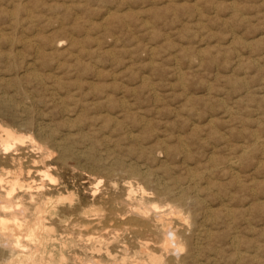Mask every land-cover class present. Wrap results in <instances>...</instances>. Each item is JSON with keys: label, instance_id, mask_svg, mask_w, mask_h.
Masks as SVG:
<instances>
[{"label": "rangeland", "instance_id": "obj_1", "mask_svg": "<svg viewBox=\"0 0 264 264\" xmlns=\"http://www.w3.org/2000/svg\"><path fill=\"white\" fill-rule=\"evenodd\" d=\"M165 3L168 4L164 5ZM103 15H108L107 19ZM148 24L150 27L146 26ZM0 29V175L6 177L18 172L22 183L33 184V192L43 193L52 199L60 200V203L56 204V213L51 217L54 221L56 220V230L53 241L46 242V255L48 252H53L57 260L63 252L67 264H76L78 260L92 261V259L97 264H115L120 262L122 257L125 258L123 260L126 264H144L146 260L145 264H151L156 258L157 264L171 262V264H189L190 262V264H198V262L200 264L214 262V264L216 262L217 264H237L236 262L264 264V98H262L264 97V60H262L264 59L262 57L264 38L261 39L262 35L264 37V0H0ZM232 34H235L236 38ZM256 37L258 38L255 40ZM48 40L52 41L48 42ZM24 43L26 48L23 47ZM237 57L240 58L237 59ZM260 64L262 66H259ZM26 70L31 74H27ZM47 74L50 75L47 76ZM57 81L58 84H56ZM56 94L57 97H54ZM128 101L129 103H125ZM223 104L226 106L224 107ZM159 106L160 110L157 112ZM213 117H215L214 120ZM228 117L229 120H225ZM240 118L242 122H238ZM257 119H259L258 123ZM205 121L210 125L205 124ZM145 122L151 125H146ZM41 124L45 125L41 126ZM4 128L16 132V135L22 137L23 143L11 140L10 147L5 151L2 144L5 138L2 130ZM225 132L229 133V136ZM254 136L260 139L258 144H253ZM135 139H137L136 142ZM177 140L182 148L184 147V153H181L182 149ZM139 143H143L142 146H138ZM244 148L250 153L248 151V154L241 153ZM153 151L157 154L152 153ZM44 157L45 160H43ZM260 157L263 159L261 160ZM230 158L237 161L232 168L227 165ZM161 162L163 163L159 165ZM29 166L32 169L28 173ZM36 169H44L48 175L36 174ZM232 171L235 175L233 177ZM250 172H255V175H251ZM191 175L196 176L197 184L188 183ZM164 180H167V183ZM172 181H179V185L185 189L187 195L184 199L187 203L181 207L182 219L172 218L169 224L172 225L171 228L175 227L174 232L177 234L174 236L181 241L179 251H182L175 253L176 256L171 250L167 254L159 250L156 247L158 243H154L146 232L139 235L127 223L129 218H134L130 209L136 210L143 199L163 207L173 205V196L159 193L161 187L171 186ZM207 181L208 184H204ZM219 181L222 183L220 184ZM41 182H44V185ZM238 183L242 185L237 186ZM193 185H197L200 192L194 186L195 190ZM20 192V188L17 187L11 195V201H18L16 194ZM140 196L144 198L141 199ZM197 197L205 204L197 200ZM27 200L25 199L26 202ZM119 208L123 211L120 212ZM110 210L114 213L109 214ZM212 210H215L216 215ZM210 213L211 215L208 216ZM86 217L95 218L87 223ZM201 217L203 218L200 219ZM177 223H180V227L183 225L186 227L179 229ZM70 225H73V228ZM116 225L119 228H116ZM210 230L213 232L211 233ZM20 231L22 238L24 233L22 231L25 230ZM179 233L182 235L186 233V237ZM162 237V234L159 235V239ZM166 237L169 239V236ZM62 239H65L66 245L63 244ZM26 242L27 246L29 243V247L33 245L32 241L26 240L24 236L21 243L26 244ZM70 242L72 244L75 242L74 248ZM144 242L148 245L147 249L144 248ZM193 244L197 247L201 246L200 251L197 247L195 250ZM0 253L2 258L0 264L7 263L9 260L7 253L2 249ZM166 255L171 257V261ZM238 258L240 260L237 261Z\"/></svg>", "mask_w": 264, "mask_h": 264}, {"label": "bare ground", "instance_id": "obj_2", "mask_svg": "<svg viewBox=\"0 0 264 264\" xmlns=\"http://www.w3.org/2000/svg\"><path fill=\"white\" fill-rule=\"evenodd\" d=\"M151 1H154V0H151ZM157 1V0H156ZM186 1V0H185ZM196 1H198V0H196ZM201 1H203V0H201ZM18 2V1H17ZM25 2H27V1H25ZM61 2V1H60ZM133 2V1H132ZM176 2V1H175ZM174 2V3H175ZM28 3V2H27ZM26 3V4H27ZM136 3H138V2H136ZM153 3H155V2H153ZM169 3V2H168ZM168 3H165L164 5H167ZM177 3V2H176ZM21 4V3H20ZM67 4H69V3H67ZM72 4V3H71ZM76 4H78V3H76ZM75 4V5H76ZM122 4V3H121ZM128 4V3H127ZM134 4H135V2H134ZM170 4H173V2L171 3L170 2ZM197 4V3H196ZM195 4V5H196ZM23 5V4H22ZM64 5V4H63ZM110 5V4H109ZM125 5V4H124ZM141 5V4H140ZM139 5V6H140ZM154 5V4H153ZM24 6V5H23ZM47 6V5H46ZM66 6V5H65ZM68 6V5H67ZM69 6H70V4H69ZM114 6V5H113ZM112 6V7H113ZM160 6L162 7V4H160ZM159 6V7H160ZM199 6V5H198ZM108 7V6H107ZM106 7V8H107ZM129 7V6H128ZM145 7V6H144ZM147 7V6H146ZM150 7H152V6H150ZM169 7H171V5L169 6ZM200 7V6H199ZM10 8H12L11 6H10ZM130 9H131V7H129ZM173 8V7H172ZM54 9V8H53ZM67 9V8H66ZM68 9H69V7H68ZM135 9V8H134ZM137 9V8H136ZM143 9V8H142ZM147 9V8H146ZM149 9V8H148ZM157 9V8H156ZM7 10H9L8 8H7ZM13 10V9H12ZM50 10V9H49ZM127 10V9H126ZM138 10V9H137ZM136 10V11H137ZM197 10V9H196ZM31 11H32V9H31ZM61 11H62V8H61ZM74 11H77V10H74ZM122 11H123V9H122ZM121 11V12H122ZM134 11V10H133ZM135 11V12H136ZM143 11H145V9L143 10ZM7 12V11H6ZM10 12V11H9ZM28 12V11H27ZM73 12V11H72ZM109 12V11H108ZM112 12V11H111ZM123 12H126L125 10L123 11ZM122 12V13H123ZM130 12V11H129ZM196 12V11H195ZM199 12V11H198ZM26 13V12H25ZM78 13V12H77ZM77 13H75V14H77ZM128 13V12H127ZM132 13V12H131ZM12 14H14V13H12ZM27 14V13H26ZM104 14V13H103ZM106 14V13H105ZM110 14H112V13H110ZM138 14V13H137ZM140 14V13H139ZM197 14V13H196ZM24 15V14H23ZM79 15H80V13H79ZM78 15V16H79ZM102 15V14H101ZM113 15V14H112ZM120 15V14H119ZM28 16V15H27ZM106 16V15H105ZM105 16L103 15V17L105 18ZM108 16V15H107ZM107 16H106V19H107ZM200 16V15H199ZM214 16H215V14H214ZM23 17V16H22ZM39 17V16H38ZM74 17H75V15H74ZM73 17V18H74ZM80 17H82V16H80ZM79 17V18H80ZM34 18V17H33ZM47 18H49V17H47ZM136 18H137V16H136ZM143 18V17H142ZM92 19H94V18H92ZM105 19V20H106ZM112 20V18H109V20ZM144 19V18H143ZM71 20V19H70ZM76 20V19H75ZM80 20H81V18H80ZM101 20H103V19H101ZM94 21H95V19H94ZM104 21V20H103ZM12 22V21H11ZM10 22V23H11ZM75 22V21H74ZM93 22V21H92ZM91 22V23H92ZM75 23H77V22H75ZM96 23V22H95ZM107 23V22H106ZM92 24H94V23H92ZM103 23H101V25H102ZM100 25V24H99ZM145 25V24H144ZM183 25V24H182ZM80 26V25H79ZM146 26H148V27H150L149 26V24L148 25H146ZM5 27V26H4ZM103 27H104V25H103ZM103 27H102V29H103ZM58 28V27H57ZM61 29H62V27H61ZM109 29V28H108ZM1 30V29H0ZM7 30V29H6ZM88 30V29H87ZM87 30H85L86 32H87ZM8 31V30H7ZM6 32V31H5ZM21 32V31H20ZM111 32V31H110ZM24 34H25V32H24ZM3 35V34H2ZM5 35V34H4ZM35 35V34H34ZM37 35V34H36ZM87 35V34H86ZM91 35V34H90ZM233 35V34H232ZM231 35V36H232ZM235 35V34H234ZM233 35V36H234ZM7 36V35H6ZM21 36V35H20ZM25 36V35H24ZM28 35H26V37H27ZM29 36H30V34H29ZM72 36V35H71ZM230 36V37H231ZM32 37H34V36H32ZM115 37V36H114ZM116 37H117V35H116ZM229 37V38H230ZM258 37H260L259 35H258ZM258 37H256V38H254L255 40L258 38ZM19 38V37H18ZM24 38V37H23ZM29 38H31V37H29ZM235 38H236V35H235ZM264 37H263V35H262V37H261V39H263ZM9 39V38H8ZM60 39V38H59ZM74 39H76L75 37H74ZM73 39V40H74ZM114 39V38H113ZM118 39V38H117ZM18 40V39H17ZM28 40V39H27ZM56 40H58V39H56ZM71 41H72V39H70ZM229 40V39H228ZM232 40V39H231ZM264 40V39H263ZM20 41V40H19ZM24 41H26V40H24ZM50 41H52V40H50ZM49 40H48V42H50ZM67 41V40H66ZM111 41V40H110ZM31 42V41H30ZM56 42V41H55ZM70 42V41H69ZM73 42V41H72ZM23 43V42H22ZM32 43H34V42H32ZM96 43V42H95ZM243 43V42H242ZM28 44V43H27ZM34 44H36V43H34ZM53 44V43H52ZM55 44V43H54ZM61 44V43H60ZM68 44V43H67ZM75 44H76V42H75ZM30 45V44H29ZM82 45V44H81ZM81 45L79 46V47H81ZM243 45V44H242ZM247 45V44H246ZM27 46V45H26ZM48 46V45H47ZM94 46V45H93ZM24 48H26L25 47V43H24V46H23ZM22 47V48H23ZM256 47V46H255ZM35 48V47H34ZM39 48H41V47H39ZM249 49H250V46L248 47ZM36 50H38V49H36ZM43 50V49H42ZM85 50V49H84ZM87 50V49H86ZM256 50V49H255ZM258 50V49H257ZM33 51V50H32ZM68 51H70V50H68ZM18 52V51H17ZM40 52V54H42L41 53V51H38V53ZM88 52V51H87ZM98 52V51H97ZM251 52H252V50H251ZM263 52H264V50H263ZM45 53V52H44ZM44 53H43V55H44ZM70 53V52H69ZM74 53V52H73ZM72 53V56L75 54H73ZM86 53V52H85ZM35 54H37V52L35 53ZM89 54V53H88ZM88 54H86V55H88ZM250 54V53H249ZM78 55H80V53L78 54ZM199 55H200V53H199ZM40 56V55H39ZM42 56V55H41ZM40 56V57H41ZM202 56V55H201ZM237 56V55H236ZM33 57V56H32ZM36 57V56H35ZM241 57V56H240ZM239 57V58H240ZM254 57V56H253ZM262 57H264V55L262 56ZM79 58V57H78ZM199 58H201L200 56H199ZM238 57H237V59H239ZM47 59V58H46ZM252 59V58H251ZM26 60V59H25ZM77 60V59H76ZM82 60V59H81ZM257 60V59H256ZM262 60H264V59H262ZM253 61V60H252ZM258 61V60H257ZM29 62V61H28ZM82 62V61H81ZM30 64H31V62H29ZM28 63V64H29ZM48 63V62H47ZM250 64V63H249ZM26 65V64H25ZM60 65V64H59ZM256 65H257V63H256ZM27 66V65H26ZM31 66H33V65H31ZM253 66V65H252ZM259 66H262L261 64L259 65ZM37 67V66H36ZM258 67V66H257ZM264 67V66H263ZM27 68H28V66H27ZM30 68V67H29ZM49 68V67H48ZM58 69V68H57ZM48 70V69H47ZM178 70V69H177ZM253 71H254V69H252ZM258 70H261V69H258ZM27 71V70H26ZM37 71H38V69H37ZM54 71V70H53ZM262 71V70H261ZM50 72V71H49ZM48 72V73H49ZM52 72V71H51ZM257 72V71H256ZM28 73H30L31 74V72H28L27 71V74ZM258 73V72H257ZM256 73V74H257ZM263 73V72H262ZM32 74H35V73H32ZM41 74V73H40ZM251 74H252V72H251ZM37 75V74H36ZM48 75H50V74H47V76ZM258 75H260V74H258ZM252 76V75H251ZM250 76V77H251ZM36 77V76H35ZM35 77H33V79L35 78ZM43 77V76H42ZM53 75H52V79H53ZM44 78V77H43ZM59 79H61V78H59ZM59 79H57L58 81H60ZM35 80V79H34ZM261 80V79H260ZM53 81V80H52ZM57 81V83L56 84H58L59 82ZM259 81V80H258ZM61 82V81H60ZM249 82V81H248ZM246 83V82H245ZM250 83V82H249ZM248 83V84H249ZM50 84V83H49ZM61 84V83H60ZM62 84H63V82H62ZM61 84V85H62ZM255 84V83H254ZM52 85V84H51ZM64 86V85H63ZM63 86H62V89H63ZM212 86V85H211ZM240 86H243V85H240ZM65 87V86H64ZM233 87V86H232ZM249 87V86H248ZM49 88V87H48ZM53 88V87H52ZM55 88V87H54ZM212 88V87H211ZM259 88V87H258ZM50 89V88H49ZM61 89V90H62ZM121 89V88H120ZM149 89V88H148ZM54 90V89H53ZM57 90H59V89H57ZM56 90V91H57ZM67 91H68V89H66ZM209 90V89H208ZM212 90V89H211ZM228 90V87L226 88V91ZM262 90H263V88H262ZM52 91V90H51ZM64 91H65V88H64ZM121 91V90H120ZM52 92H54V91H52ZM61 92V91H60ZM60 92H58V93H60ZM205 92H206V90H205ZM210 92V91H209ZM208 92V93H209ZM240 92V91H239ZM255 92V91H254ZM62 93V92H61ZM67 93V92H66ZM69 93V92H68ZM67 93V94H68ZM118 93V92H117ZM123 93V92H122ZM149 93H151V91L149 92ZM155 94V93H154ZM248 94V93H247ZM252 94V93H251ZM259 94H261L260 92H259ZM263 94V93H262ZM63 95V94H62ZM249 95V94H248ZM3 96H5V95H3ZM150 96V95H149ZM158 96V95H157ZM246 96V95H245ZM54 97H57V94H56V96L54 95ZM54 97H52V98H54ZM108 97V96H107ZM119 97V96H118ZM120 97H121V95H120ZM123 97H124V95L122 96V99H123ZM151 97V96H150ZM106 98V97H105ZM117 98V97H116ZM164 98V97H163ZM234 98V97H233ZM249 98V97H248ZM262 98H264V97H262ZM8 99V98H7ZM6 99V100H7ZM59 99V98H58ZM191 99V98H190ZM235 99V98H234ZM52 100V99H51ZM124 100V99H123ZM155 100V99H154ZM159 100V99H158ZM161 100V99H160ZM159 100V101H160ZM193 100V99H192ZM236 100V99H235ZM244 100V99H243ZM59 101H60V99H59ZM155 101H157V100H155ZM194 101V100H193ZM237 101H239L238 99H237ZM5 102V101H4ZM55 102V101H54ZM57 102H58V100H57ZM245 102V101H244ZM59 103V102H58ZM60 103H61V101H60ZM125 103H129V101L128 102H125ZM155 103V102H154ZM153 103V104H154ZM158 103V102H157ZM164 102H162V104H163ZM194 103V102H193ZM222 103V102H221ZM237 104H238V102H236ZM121 104H123V102L121 103ZM188 104V103H187ZM126 105H128V104H126ZM131 105V104H130ZM157 105V104H156ZM159 105V104H158ZM208 105H209V103H208ZM224 105V104H223ZM183 107H184V105H182ZM210 106V105H209ZM226 105H224V107H225ZM229 106V105H228ZM122 107V106H121ZM120 107V108H121ZM130 106H128V108H129ZM154 107H155V105H154ZM158 107V106H157ZM191 107V106H190ZM211 107V106H210ZM241 107H243V105L241 106ZM253 107V106H252ZM182 108V107H181ZM122 109V108H121ZM158 109V108H157ZM169 109V108H168ZM171 109V108H170ZM169 109V110H170ZM176 108H174V110H175ZM213 109V108H212ZM232 109V108H231ZM230 109V110H231ZM129 110V109H128ZM155 110V109H154ZM160 110V106H159V109L158 110H156L157 112ZM168 110V111H169ZM172 110V109H171ZM180 110V109H179ZM230 110H228L229 112H230ZM123 111H125V109L123 110ZM176 111H178V110H176ZM175 111V112H176ZM236 111V110H235ZM128 112V111H127ZM131 112H132V110H131ZM155 112V111H154ZM153 112V113H154ZM161 112V111H160ZM159 112V113H160ZM174 112V111H173ZM174 112V113H175ZM193 112V111H192ZM209 112V111H208ZM78 113V112H77ZM181 113V112H180ZM237 113H239V112H237ZM237 113H236V115H237ZM259 113V112H258ZM79 114V113H78ZM77 114V115H78ZM152 114V113H151ZM176 114H178V113H176ZM195 114V113H194ZM197 114H199V113H197ZM209 114V113H208ZM217 114V113H216ZM231 114V113H230ZM256 114V113H255ZM77 115H76V117H77ZM131 115H132V113H131ZM154 115V114H153ZM192 115V114H191ZM228 115H229V113H228ZM233 115V114H232ZM160 116V115H159ZM187 116V115H186ZM185 116V117H186ZM194 116V115H193ZM211 116V115H210ZM231 116V115H230ZM256 116V115H255ZM143 117V116H142ZM164 117V116H163ZM170 117V116H169ZM168 117V118H169ZM175 117V116H174ZM178 117V116H177ZM217 117V116H216ZM233 117V116H232ZM140 118V117H139ZM160 118V117H159ZM172 118V117H171ZM214 118L215 117H213V120H214ZM152 119V118H151ZM210 119V118H209ZM239 119V118H238ZM250 119V118H249ZM255 119H256V117H255ZM140 120V119H139ZM144 120V119H143ZM171 120V119H170ZM181 120V119H180ZM225 120H229V117H228V119L226 118ZM237 120V119H236ZM258 120L259 119H257L256 121H257V123H258ZM146 121H148V120H146ZM150 121V120H149ZM183 121H184V119H183ZM210 121V120H209ZM46 122V121H45ZM144 122V121H143ZM152 122H153V120H152ZM175 122H177V121H175ZM186 122V121H185ZM206 122V121H205ZM221 122V121H220ZM219 122V123H220ZM238 122H242L241 121V118H240V121H238ZM261 122V121H260ZM48 123V122H47ZM142 123V122H141ZM145 123H147V122H145ZM155 123V122H154ZM153 123V124H154ZM169 123V122H168ZM208 122H206L205 124H207ZM223 123V122H222ZM252 123V122H251ZM150 125H151V123H149ZM148 123L146 124V125H149ZM177 124V123H176ZM204 124V125H205ZM209 124V123H208ZM212 124V123H211ZM213 124H216V122L214 123L213 122ZM243 124V123H242ZM38 125H39V123H38ZM45 125V124H44ZM44 125H42L41 124V126H44ZM137 125V124H136ZM142 125V124H141ZM140 125V126H141ZM145 125V126H146ZM149 125V126H150ZM210 125V124H209ZM208 125V126H209ZM231 124H229V126H230ZM233 125V124H232ZM257 125H259V124H257ZM40 126V125H39ZM144 126V125H143ZM142 126V127H143ZM163 126V125H162ZM198 126H199V124H198ZM201 126V125H200ZM212 126H214V125H212ZM218 126V125H217ZM216 126V127H217ZM228 126V125H227ZM37 127V126H36ZM166 127V126H165ZM171 127V126H170ZM177 127H178V125H177ZM215 127V126H214ZM221 127V126H220ZM233 127H234V125H233ZM242 127V126H241ZM43 128V127H42ZM46 128L48 129V127L46 126ZM46 128H44L45 130H46ZM144 129L146 128V127H143ZM147 128H148V126H147ZM161 128V127H160ZM169 128V127H168ZM192 128H194V127H192ZM38 129V128H37ZM151 129V128H150ZM152 129H154V128H152ZM162 129V128H161ZM194 129H196V128H194ZM201 129V128H200ZM209 129V128H208ZM236 129V128H235ZM234 129V130H235ZM3 130V133H4V135H5V138L2 140V144L4 145V150L6 151L9 147H10V142H11V140H13V141H21L22 142V137L21 136H18V135H16L14 132H13V130L11 131L10 129H6V128H4V129H2ZM155 130V129H154ZM164 130V129H163ZM179 130V129H178ZM186 130V129H185ZM192 131V133H193V129H191ZM222 130V129H221ZM249 130V129H248ZM37 132L39 131V130H36ZM43 131V130H42ZM140 131V130H139ZM164 131H167V129L166 130H164ZM205 131V130H204ZM220 131V130H219ZM238 131V130H237ZM252 131V130H251ZM45 132H47V131H45ZM151 132V131H150ZM230 132V131H229ZM240 132V131H239ZM256 132V131H255ZM152 133V132H151ZM157 133H159V132H157ZM176 133V132H175ZM180 133V132H179ZM178 133V134H179ZM187 133H189V132H187ZM187 133H186V135H187ZM228 133V132H227ZM248 133V132H247ZM260 132H258V134H259ZM38 134H40V132L38 133ZM43 134V133H42ZM45 134V133H44ZM153 134V133H152ZM182 134V133H181ZM181 134H180V136H181ZM207 134V133H206ZM225 134H226V132H225ZM229 134V133H228ZM228 134H226V135H228ZM242 134H243V132H242ZM253 134H254V132H253ZM50 135V134H49ZM129 135V134H128ZM137 135V134H136ZM136 135H134V136H136ZM161 135H163V134H161ZM165 135V134H164ZM196 135V134H195ZM221 135H223V134H221ZM42 136V135H41ZM51 136V135H50ZM130 136V135H129ZM152 136H154V135H152ZM176 136V135H175ZM203 135L201 134V137H202ZM225 136V135H224ZM229 136V135H228ZM240 136V135H239ZM1 137H2V135H1ZM137 137V136H136ZM140 137V136H139ZM155 138L157 137V136H154ZM165 137V136H164ZM163 137V138H164ZM170 137V136H169ZM231 137V136H230ZM264 137V136H263ZM24 138H26V137H24ZM30 138V137H29ZM28 138V139H29ZM42 138V137H41ZM50 139H51V137H49ZM62 138V137H61ZM60 138V139H61ZM135 138V137H134ZM154 138V139H155ZM184 138V137H183ZM203 138H205V137H203ZM244 138H245V136H244ZM260 138V137H259ZM43 139V138H42ZM54 139V138H53ZM129 139V138H128ZM133 139V138H132ZM171 139V138H170ZM206 139V138H205ZM225 139H228V138H225ZM26 140V139H25ZM34 140V139H33ZM55 140V139H54ZM136 140L137 139H135V142H136ZM160 140V139H159ZM163 140V139H162ZM162 140H160V141H162ZM167 140V139H166ZM258 140H260V139H258V136H254V143L253 144H255V143H257L258 142ZM262 140V139H261ZM51 141H53V140H51ZM151 141H152V139H151ZM196 141V140H195ZM218 141V140H217ZM251 141V140H250ZM28 142V141H27ZM29 142H30V140H29ZM47 142V141H46ZM59 142V141H58ZM57 142V143H58ZM138 142V141H137ZM177 142H178V140H177ZM203 142V141H202ZM232 142H234V141H232ZM16 143V142H15ZM20 143V142H19ZM18 143V144H19ZM23 143V142H22ZM35 143V142H34ZM151 143V142H150ZM161 143H163V142H161ZM178 143H180V142H178ZM37 144V143H36ZM39 144V143H38ZM62 144V143H61ZM66 144V143H65ZM142 144L143 143H139L138 144V146L139 145H141L142 146ZM157 144V143H156ZM189 144V143H188ZM258 144V143H257ZM261 144V143H260ZM264 144V143H263ZM20 145V144H19ZM24 145V144H23ZM22 145V146H23ZM54 145V144H53ZM60 145V144H59ZM136 145V144H135ZM185 145V144H184ZM201 145V144H200ZM202 145H203V143H202ZM212 145H213V143H212ZM236 145V144H235ZM239 145V144H238ZM237 145V146H238ZM38 146V145H37ZM45 146V145H44ZM55 146H56V144H55ZM63 146V145H62ZM154 146H156V145H154ZM163 146H165V145H163ZM162 146V147H163ZM167 146V145H166ZM165 146V147H166ZM180 146H181V149H182V151H181V153L183 152L184 153V151H183V148H182V145H181V143H180ZM245 146V145H244ZM243 146V147H244ZM59 147H61V146H59ZM58 147V148H59ZM144 147V146H143ZM142 147V148H143ZM161 147V146H160ZM168 147V146H167ZM188 147H190V146H188ZM205 147V146H204ZM212 147V146H211ZM261 147V146H260ZM14 148V147H13ZM55 148V147H54ZM136 148V147H135ZM142 148H141V150H142ZM152 148V147H151ZM219 148H220V146H219ZM229 148H230V146H229ZM33 149V148H32ZM63 149V148H62ZM139 148H137V150H138ZM146 149V148H145ZM180 149V150H181ZM191 149V148H190ZM200 149V148H199ZM213 149V148H212ZM49 150V149H48ZM64 150V149H63ZM164 150H166V149H164ZM189 150V149H188ZM213 150H216V149H213ZM75 151V150H74ZM78 151V150H77ZM113 151V150H112ZM140 151V150H139ZM156 151H158V150H156ZM187 151V150H186ZM185 151V152H186ZM229 151H231V149L229 150ZM247 149L246 148H244V149H242V152L241 153H247ZM263 151V150H262ZM4 152V151H3ZM9 152V151H8ZM72 152V151H71ZM79 152V151H78ZM86 152V151H85ZM155 151H153L152 153H154ZM191 152V151H190ZM206 152V151H205ZM210 152V151H209ZM249 152V151H248ZM6 153V152H5ZM30 153V152H29ZM80 153V152H79ZM84 153V152H83ZM139 153V152H138ZM156 153V152H155ZM154 153V154H155ZM180 153V152H179ZM211 153V152H210ZM209 153V154H210ZM215 153V152H214ZM234 153V152H233ZM250 153V152H249ZM263 153V152H262ZM261 153V154H262ZM73 154V153H72ZM88 154V153H87ZM157 154V153H156ZM185 154H187V153H185ZM191 154V153H190ZM213 154V153H212ZM211 154V155H212ZM240 154V153H239ZM248 154V153H247ZM36 155V154H35ZM80 155V154H79ZM145 155V154H144ZM160 155V154H159ZM263 155V154H262ZM48 156V155H47ZM80 156H84V154H82V155H80ZM187 156H188V154H187ZM190 156V155H189ZM215 156H216V154H215ZM221 156V155H220ZM236 156V155H235ZM49 157V156H48ZM134 157V156H133ZM154 157V156H153ZM166 157V156H165ZM234 157V156H233ZM115 158V157H114ZM167 158V157H166ZM209 158V160H210V157H208ZM116 159V158H115ZM141 159V158H140ZM144 159V158H143ZM165 159V158H164ZM169 159V158H168ZM180 159V158H179ZM183 159H185V158H183ZM260 159L262 160L263 159V157L261 158L260 157ZM17 160V159H16ZM24 160V159H23ZM34 160V159H33ZM43 160H45V157L43 158ZM142 160V159H141ZM145 160V159H144ZM228 160V159H227ZM239 160H241V159H239ZM34 161H36V160H34ZM69 161V160H68ZM127 161V160H126ZM146 161V160H145ZM157 161H159V160H157ZM160 161H164V160H160ZM159 161V162H160ZM186 161V160H185ZM196 161H198V159L196 160ZM207 161V160H206ZM142 162V161H141ZM149 162V161H148ZM167 162V161H166ZM188 162V161H187ZM207 162H209V161H207ZM211 162H212V160H211ZM214 162H215V158H214ZM236 159H231L230 158V160L227 162V165H228V167L229 168H232L235 164H236ZM36 163H37V161H36ZM114 163V162H113ZM131 163H134V162H131ZM138 163V162H137ZM144 163V162H143ZM150 163V162H149ZM163 162H161V163H159V165L160 164H162ZM165 163V162H164ZM182 163V162H181ZM190 163H191V161H190ZM257 163V162H256ZM258 163H259V161H258ZM262 163V162H261ZM6 164V163H5ZM123 164V163H122ZM177 164H179V163H177ZM177 164H176V166H177ZM183 164V163H182ZM239 164V163H238ZM264 164V163H263ZM4 165V164H3ZM21 165V164H20ZM139 165V164H138ZM141 165V164H140ZM145 165V164H144ZM148 165V164H147ZM165 165V164H164ZM163 165V166H164ZM169 165V164H168ZM171 165V164H170ZM214 165V164H213ZM226 165V166H227ZM254 165H255V163H254ZM259 165V164H258ZM149 166V165H148ZM154 166V165H153ZM194 166H196V165H194ZM193 166V167H194ZM224 166V165H223ZM5 167H7V166H4V168ZM11 167V166H10ZM20 167V166H19ZM155 167V166H154ZM153 167V168H154ZM165 167V166H164ZM170 167V166H169ZM180 168H181V166H179ZM189 167V166H188ZM219 167H221V166H219ZM225 167V166H224ZM240 167H241V164H240ZM8 168V167H7ZM128 168V167H127ZM130 169H131V167H129ZM145 168V167H144ZM152 168V169H153ZM168 168V167H167ZM236 168H238V167H236ZM256 168H258V167H256ZM31 169H32V167L31 166H29L28 167V173L31 171ZM46 169V168H45ZM133 169V168H132ZM168 169H170V168H168ZM173 169V168H172ZM186 169V168H185ZM193 169V168H192ZM191 169V170H192ZM210 169V168H209ZM216 169V168H215ZM222 168H220V170H221ZM259 169V168H258ZM257 169V170H258ZM13 170V169H12ZM137 170V169H136ZM161 170V169H160ZM199 170V169H198ZM231 170V169H230ZM238 170V169H237ZM250 170H251V168H250ZM253 170V169H252ZM261 170V169H260ZM259 170V171H260ZM36 171V174H39V175H42V176H47L48 175V173H47V171L46 170H35ZM171 171H173V170H171ZM178 171V170H177ZM186 171H188V170H186ZM201 171H203V170H201ZM210 171V170H209ZM212 171V170H211ZM213 171H214V169H213ZM217 171H219V169L217 170ZM234 171V170H233ZM233 171L231 172V174L233 173ZM254 171V170H253ZM252 171V172H253ZM14 172V171H13ZM132 172V171H131ZM138 172V171H137ZM174 172V171H173ZM190 172V171H189ZM195 172V171H194ZM226 172V171H225ZM235 172V171H234ZM252 172H250V174L252 175V174H254V173H252ZM8 173V172H7ZM148 173V172H147ZM146 173V174H147ZM172 173V172H171ZM175 173V172H174ZM214 173V172H213ZM249 173V172H248ZM15 175H9V176H6V177H2L1 175H0V248L3 250V251H5L6 253H7V255H8V259L9 260H7V263H4V264H54V262L55 261H57L56 262V264H67L66 263V256H65V254L63 253V252H61L60 253V255L57 257L58 259L56 260L55 259V255H54V253L53 252H48V254L46 255V253H47V251L45 250V245H46V242L48 241V240H52L53 241V239H54V232H55V230H56V226H55V221H54V219H52L51 217L56 213V204L60 201L59 199H57V200H55V199H52L51 197H49V196H45L43 193L42 194H37V193H35V192H33L32 191V189H33V184H31L30 182L29 183H26L25 182V184L24 183H22L21 181H20V176H19V173L17 172V173H14ZM22 174V173H21ZM132 174V176H133V173H131ZM139 174H140V172H139ZM151 174V173H150ZM176 174V173H175ZM174 174V175H175ZM191 174V173H190ZM249 174V175H250ZM260 174H262L261 172H260ZM129 175V174H128ZM141 175V174H140ZM189 175V174H188ZM196 175V174H195ZM204 174H202V176H203ZM255 175V174H254ZM22 176V175H21ZM145 176V175H144ZM161 176H163V175H161ZM177 176V175H176ZM180 176V175H179ZM233 176H235L234 175V173H233V175H232V177ZM240 176V175H239ZM29 177V176H28ZM32 177V176H31ZM49 177V176H48ZM128 177V176H127ZM135 177H137V176H135ZM158 178H159V176H157ZM164 177V176H163ZM184 177V176H183ZM196 177V176H195ZM194 176H190V178L188 179V183H190V184H197L196 182L198 181V179L197 178H195ZM201 177V176H200ZM200 177H198V178H200ZM210 177V176H209ZM208 177V178H209ZM216 177H217V174H216ZM215 177V178H216ZM155 178H156V176H155ZM161 178V177H160ZM175 178V177H174ZM212 178V177H211ZM255 178V177H254ZM38 179V178H37ZM162 179V178H161ZM165 179H166V177H165ZM210 179V178H209ZM218 179V178H217ZM220 179V178H219ZM241 179H243V178H241ZM240 179V180H241ZM32 180V179H31ZM156 180H160V179H156ZM178 180H179V178H178ZM204 180H206V179H204ZM238 180V179H237ZM244 180V179H243ZM258 180V179H257ZM260 180H262V179H260ZM264 180V179H263ZM24 181V180H23ZM43 181V180H42ZM98 181V180H97ZM165 181V180H164ZM246 181V180H245ZM255 181V180H254ZM151 182V181H150ZM161 182H163V181H161ZM166 183H167V180L165 181ZM165 182H164V184H165ZM183 182V181H182ZM210 182V181H209ZM233 182H235L234 181V179H233ZM253 182V181H252ZM258 182V181H257ZM44 182H41V184H43ZM141 183V182H140ZM158 183V182H157ZM217 183H218V181H217ZM219 183H220V181H219ZM222 183V182H221ZM220 183V184H221ZM228 183V182H227ZM244 183V182H243ZM254 183H256V181L254 182ZM96 184V183H95ZM171 184V183H170ZM204 184H208V181H207V183H204ZM239 184H241L242 185V183H238L237 184V186L239 185ZM35 185V184H34ZM44 185V184H43ZM142 185V184H141ZM153 185V184H152ZM162 185V184H161ZM199 185V184H198ZM206 185H205V190H206ZM210 185V184H209ZM236 185V184H235ZM235 185H233V186H235ZM244 185H246V184H244ZM42 186V185H41ZM150 186H151V184H150ZM154 186V185H153ZM183 186V185H182ZM186 186V185H185ZM196 187L197 185H193L192 187ZM200 186V185H199ZM198 186V187H199ZM17 187H19L20 188V193H17L16 194V198H18L17 200L18 201H11L12 200V198H11V195H13V192H14V190H16V188ZM143 187H145V186H143ZM188 187V186H187ZM194 187V188H195ZM203 187V186H202ZM255 187V186H254ZM253 187V188H254ZM42 188V187H41ZM40 188V189H41ZM48 188V187H47ZM141 188H142V186H141ZM156 188H158V187H156ZM197 188V187H196ZM196 188H195V190H196ZM209 188H211V187H209ZM208 188V189H209ZM227 188V187H226ZM232 188V187H231ZM43 189H44V187H43ZM43 189H41V190H43ZM109 189V188H108ZM143 189V188H142ZM146 189H147V187H146ZM152 189V188H151ZM187 189V188H186ZM201 189V188H200ZM241 189V188H240ZM252 189V188H251ZM19 190V189H18ZM147 190H149V189H147ZM152 190H154V189H152ZM199 190V188H197V191ZM204 190V191H205ZM210 190V189H209ZM212 190V189H211ZM253 190V189H252ZM115 191V190H114ZM217 191V190H216ZM239 191H241V190H239ZM17 192V191H16ZM199 192H200V190H199ZM198 192V193H199ZM207 192H209V191H207ZM213 192V191H212ZM214 192H215V190H214ZM251 192H254V191H251ZM142 193V192H141ZM144 193V192H143ZM153 193H155V192H153ZM159 193L162 195H166V196H173V200L174 201H172V200H170V201H172V202H174V204L173 205H169V206H167V207H163V206H160V205H157V204H155V203H149V202H147V201H145L143 198H144V196H140L141 197V199H143V202L139 205V207L136 209V210H132V209H130L131 210V213L133 214V216H134V218H129L128 219V221H127V223L129 224V226L135 231V233H138L139 235H140V233H142V232H146L147 234L146 235H148L149 237H151V240H153L154 241V243H158L157 245H156V247L159 249V250H162V251H164L166 254L171 250V251H173L172 252V254L174 255L175 253H177L178 254V252L180 253L181 251H179L180 250V247H181V241H180V239H178V238H176V236H174L175 234H177V232L175 233L174 232V228L175 227H173V228H171V226L169 225L170 224V219H176V220H179L182 216H181V207L182 206H184V204L185 203H187V201H185L184 199H186V197H187V195H186V191H185V189L183 188V187H181L180 185H179V181H172V185L171 186H168V185H164L163 187H161L160 189H159ZM211 193V191L209 192V194ZM15 194V193H14ZM68 194V193H67ZM145 194V193H144ZM194 194V193H193ZM204 194V193H203ZM203 194H201V195H203ZM208 194V193H207ZM214 194V193H213ZM216 194V193H215ZM231 194H232V192H231ZM230 194V195H231ZM253 195H254V193H252ZM38 195V196H37ZM60 195V194H59ZM62 195H64V194H62ZM119 195V194H118ZM122 195V194H121ZM159 195V194H158ZM157 195V196H158ZM200 195V194H199ZM217 195V194H216ZM51 196V195H50ZM55 196V195H54ZM65 196V195H64ZM63 196V197H64ZM174 196H175V199H174ZM190 196V195H189ZM193 196V195H192ZM213 196V195H212ZM220 196V195H219ZM59 197V196H58ZM58 197H56V198H58ZM63 197H62V200H63ZM94 197V196H93ZM194 197V196H193ZM217 197V196H216ZM231 197V196H230ZM255 197V196H254ZM15 198V199H16ZM61 198V197H60ZM150 198V197H149ZM163 198V197H162ZM167 198V197H166ZM169 198V197H168ZM167 198V199H168ZM190 198V197H189ZM214 198H215V196H214ZM218 198V197H217ZM223 198V197H222ZM25 199H28L27 200V202L25 201ZM151 199V198H150ZM164 199V198H163ZM201 199V198H200ZM202 199H204L203 197H202ZM213 199V198H212ZM252 199V198H251ZM258 199H260V198H258ZM257 199V200H258ZM24 200V201H23ZM114 200V199H113ZM152 200V199H151ZM197 200H199V198L197 197ZM214 200H216V199H214ZM231 200V199H230ZM109 201V200H108ZM118 202V204H119V200H117ZM200 202H201V200H199ZM207 201V200H206ZM218 201V200H217ZM241 201V200H240ZM152 202V201H151ZM153 202H154V199H153ZM168 201H166V203H167ZM203 202H205V201H203ZM257 202V201H256ZM60 203V202H59ZM63 203V202H62ZM61 203V204H62ZM68 203V202H67ZM110 203V202H109ZM120 203H121V201H120ZM202 203V202H201ZM225 202H223V204H224ZM250 203V202H249ZM260 203V202H259ZM263 203H264V201H263ZM262 203V204H263ZM111 204H112V202H111ZM188 204H189V202H188ZM187 204V205H188ZM202 204H205V203H202ZM207 204V203H206ZM257 204H258V202H257ZM63 205V204H62ZM120 205V204H119ZM130 205V204H129ZM192 205H193V203H192ZM210 205H211V203H210ZM213 205H215V203L213 204ZM244 205V204H243ZM259 205H261V204H259ZM68 206H70V205H68ZM121 206V205H120ZM125 206V205H124ZM127 206V205H126ZM135 206V205H134ZM133 206V207H134ZM189 206V205H188ZM205 207H206V205H204ZM227 206V205H226ZM250 206V205H249ZM89 207V206H88ZM87 207V208H88ZM114 207V206H113ZM112 207V208H113ZM123 207V206H122ZM132 207V206H131ZM190 207V206H189ZM224 207V206H223ZM222 207V208H223ZM246 207H248V206H246ZM251 207V206H250ZM111 208V209H112ZM208 208V207H207ZM206 208V209H207ZM213 208H218V207H213ZM226 208V207H225ZM224 208V209H225ZM92 208H90V210H91ZM134 209V208H133ZM187 209H189V208H187ZM205 209V210H206ZM209 209V208H208ZM239 209V208H238ZM113 210V209H112ZM112 210H110L111 212L109 213V214H112ZM118 210V209H117ZM119 210H120V212L121 211H123V209H120L119 208ZM201 210V209H200ZM219 210V209H218ZM240 210V209H239ZM106 211V210H105ZM127 211V210H126ZM186 211V210H185ZM196 211V210H195ZM203 211V210H202ZM209 211V210H208ZM213 211V210H212ZM215 211V210H214ZM214 211H213V213H214ZM226 211H228L227 209H226ZM230 211V210H229ZM93 212V211H92ZM97 212V211H96ZM235 212H236V209H235ZM70 213V212H69ZM91 213V212H90ZM114 213V212H113ZM204 213H205V211H204ZM227 213V212H226ZM261 213V212H260ZM215 214V213H214ZM230 214V213H229ZM232 214V213H231ZM86 215V214H85ZM93 215V214H92ZM107 215V214H106ZM116 215H118L117 213H116ZM199 215V214H198ZM211 215V213L208 215V216H210ZM216 215V214H215ZM233 215V214H232ZM250 215V214H249ZM83 216V215H82ZM96 216V215H95ZM190 216V215H189ZM206 216H207V213H206ZM192 217V216H191ZM195 217V216H194ZM194 217H192V218H194ZM204 217V216H203ZM203 217H201L200 219H202ZM218 217V216H217ZM229 217V216H228ZM95 218V217H94ZM94 218H92V217H86V222L88 223V222H90V221H93L94 220ZM99 218H100V216H99ZM102 218V217H101ZM216 218V217H215ZM264 218V217H263ZM80 219V218H79ZM182 219V218H181ZM183 219H184V217H183ZM240 219V218H239ZM244 219V218H243ZM84 220V219H83ZM100 220V219H99ZM123 220V219H122ZM207 220H208V217H207ZM211 220H212V218H211ZM216 220V219H215ZM219 220V219H218ZM232 220V222H233V219H231ZM249 220V219H248ZM74 221H75V219H74ZM151 221H153V222H151ZM187 221V220H186ZM214 221V220H213ZM212 221V222H213ZM246 221V220H245ZM76 222V221H75ZM211 222V223H212ZM221 222V221H220ZM229 222V221H228ZM264 222V221H263ZM126 223V225H128ZM185 223H187V222H185ZM213 223H215V222H213ZM114 224V223H113ZM192 224H193V219H192ZM249 224V223H248ZM84 225V224H83ZM112 225V224H111ZM119 225V224H118ZM123 225V224H122ZM175 225H176V222H175ZM177 225H179V229L180 228H182V227H180V223H177ZM190 225V224H189ZM188 225V226H189ZM222 225V224H221ZM228 225H229V223H228ZM234 225V224H233ZM232 225V226H233ZM71 226V225H70ZM73 226V225H72ZM71 226V227H72ZM81 226V225H80ZM117 226V225H116ZM187 226V227H188ZM209 226V225H208ZM230 226V225H229ZM231 226V228H234V227H232ZM245 226V225H244ZM262 226V225H261ZM260 226V227H261ZM10 227H13V228H10ZM76 227V226H75ZM79 226H77V228H78ZM90 227V226H89ZM114 227H115V225H114ZM184 227H186V226H184ZM194 227V226H193ZM199 228H200V226H198ZM228 227V226H227ZM250 227V226H249ZM248 227V228H249ZM68 228H70V227H68ZM73 228V227H72ZM86 228V227H85ZM112 228V227H111ZM116 228H119L118 226L116 227ZM177 229H178V226L176 227ZM197 228V227H196ZM209 227H207V229H208ZM252 228V227H251ZM256 228V227H255ZM107 229V228H106ZM177 229H175L176 231H177ZM179 229H178V232H179ZM183 229V228H182ZM193 229V228H192ZM201 229V228H200ZM204 230H205V228H203ZM258 229V228H257ZM20 230H25V231H22V233H23V236H22V238H21V235L19 234L21 231ZM62 230V229H61ZM74 230H77L76 228H74ZM87 230V229H86ZM105 230V229H104ZM119 230V229H118ZM185 230V229H184ZM187 230H188V228H187ZM189 230H190V228H189ZM197 230V229H196ZM203 230V231H204ZM89 231H91V230H89ZM125 231V230H124ZM206 231V230H205ZM204 231V232H205ZM209 231V230H208ZM235 231V230H234ZM237 231H238V229H237ZM237 231H236V233H237ZM93 232V231H92ZM102 232H104V231H102ZM181 232V231H180ZM188 232V231H187ZM186 232V233H187ZM201 232H202V229H201ZM203 232V233H204ZM210 232H211V230H210ZM213 232V231H212ZM211 232V233H212ZM254 232V231H253ZM186 233H185V235H186ZM189 233H191V231L189 232ZM209 233V232H208ZM252 233V232H251ZM77 234V233H76ZM122 234V233H121ZM162 234V239H159V235H161ZM180 235H182V233H179ZM195 234V233H194ZM59 235H60V233H59ZM73 235V234H72ZM111 235V234H110ZM144 235V234H143ZM185 235H182V236H185ZM231 235V234H230ZM236 235V234H235ZM241 235V234H240ZM25 236V239L26 240H31L32 241V243H33V245L32 246H30L29 247V243H28V246H27V242H26V244H23V243H21V241L23 240V237ZM165 236V237H164ZM166 236H169V239H167V237ZM171 236V237H170ZM181 236V237H182ZM188 236V235H187ZM190 236V235H189ZM188 236V237H189ZM195 236V235H194ZM208 236V235H207ZM232 236V235H231ZM234 236V235H233ZM237 236H238V234H237ZM69 237V236H68ZM70 237H72L71 235H70ZM114 237V236H113ZM139 237H141V236H139ZM143 237V236H142ZM186 237V236H185ZM187 237V238H188ZM209 237V236H208ZM217 237V236H216ZM249 237V236H248ZM93 238H95V237H93ZM112 238V237H111ZM115 238V237H114ZM117 238V237H116ZM186 238V239H187ZM191 238V237H190ZM194 238V237H193ZM195 238H197V237H195ZM199 238V237H198ZM211 238V237H210ZM237 238V237H236ZM239 238V237H238ZM66 239H68V238H66ZM72 239H73V237H72ZM80 239V238H79ZM99 239V238H98ZM104 238H102V240H103ZM119 239V238H118ZM118 239H117V241H118ZM143 239V238H142ZM183 240H184V238H182ZM209 239V238H208ZM57 240V239H56ZM63 240V242H64V240L65 239H62ZM93 240V239H92ZM92 240H91V242H92ZM101 240V241H102ZM204 240H206V239H204ZM211 240V239H210ZM230 240H232V239H230ZM239 240H241V239H239ZM71 241V240H70ZM76 241V240H75ZM78 241V240H77ZM79 241H81V240H79ZM84 241H85V239H84ZM88 241V240H87ZM90 241V240H89ZM96 241H98L97 240V238H96ZM100 241V240H99ZM104 241V240H103ZM110 241V240H109ZM140 241V240H139ZM233 241V240H232ZM232 241H231V243H232ZM242 241V240H241ZM57 242V241H56ZM59 242H61L60 240H59ZM72 242V241H71ZM70 242V243H71ZM90 242V243H91ZM130 242V241H129ZM128 242V243H129ZM150 242V241H149ZM185 242H187V241H185ZM188 242H189V240H188ZM195 242V241H194ZM198 241H196V243H197ZM203 242H205V241H203ZM230 242V241H229ZM236 242H238V241H236ZM68 243H69V241H68ZM75 243V242H74ZM73 243V244H74ZM86 243V242H85ZM102 243V242H101ZM105 243V242H104ZM107 243H108V241H107ZM114 243H116V242H114ZM140 243H141V241H140ZM140 243H139V245H140ZM200 243V242H199ZM218 243V242H217ZM225 243V242H224ZM234 243V242H233ZM255 243H256V241H255ZM258 243H259V241H258ZM61 244V243H60ZM63 244H65V242L63 243ZM72 244V243H71ZM72 244V245H73ZM79 244H80V242H79ZM99 244V243H98ZM113 244V243H112ZM119 244H121V243H119ZM123 244V243H122ZM144 244H145V246H144V248L145 249H147L148 248V245H147V243L146 242H144ZM198 244V243H197ZM66 245V244H65ZM97 245V244H96ZM111 245V244H110ZM193 245H195L194 246V248L195 247H197L196 246V244H193ZM242 245V244H241ZM246 245V244H245ZM60 246V245H59ZM74 246L75 245H73V248H74ZM124 246V245H123ZM126 246V245H125ZM143 246V245H142ZM142 246H140V247H142ZM183 246V245H182ZM205 245H203V247H204ZM238 246V245H237ZM244 246V245H243ZM253 246V245H252ZM66 247V246H65ZM98 247H99V245H98ZM132 247V246H131ZM153 246L151 245V248H152ZM187 247V246H186ZM199 247H201V246H199ZM199 247H197L198 249H199V251H200V248ZM223 247V246H222ZM52 248L54 249L55 247H53V245H52ZM52 248H50V249H52ZM67 248V247H66ZM78 248V247H77ZM82 248H83V246H82ZM81 247H80V249H82ZM104 248V247H103ZM134 248V247H133ZM205 248V247H204ZM233 248H234V246H233ZM263 248V247H262ZM1 249H0V251H1ZM52 249V250H53ZM100 249V248H99ZM135 249V248H134ZM143 249V248H142ZM145 249H143V250H145ZM181 249H183V248H181ZM237 249V248H236ZM92 250V249H91ZM103 250V249H102ZM118 250V249H117ZM120 250V249H119ZM128 250V249H127ZM126 250V251H127ZM138 250V249H137ZM141 250V249H140ZM142 250V251H143ZM152 250H153V248H152ZM157 250V249H156ZM184 250V249H183ZM195 250H196V248H195ZM50 251V250H49ZM62 251V250H61ZM70 251V250H69ZM82 251V250H81ZM88 251V250H87ZM158 251V250H157ZM175 251V252H174ZM187 251V250H186ZM198 251V252H199ZM217 251V250H216ZM220 251V250H219ZM218 251V252H219ZM245 251V250H244ZM253 251V250H252ZM89 253H90V251H88ZM87 252V253H88ZM103 252H104V250H103ZM110 252V251H109ZM125 252V251H124ZM134 252V251H133ZM141 252V251H140ZM149 252V251H148ZM160 252V251H159ZM159 252H158V254H159ZM235 252V251H234ZM3 253V252H2ZM95 252H93V254H94ZM106 253V252H105ZM136 253V252H135ZM144 253V252H143ZM142 253V254H143ZM150 253H152V252H150ZM149 253V254H150ZM154 253V252H153ZM152 253V254H153ZM170 253V252H169ZM194 253H196V252H194ZM217 253V252H216ZM241 253V252H240ZM242 253H243V250H242ZM252 253V252H251ZM108 254V253H107ZM111 254V253H110ZM148 254V253H147ZM162 254V253H161ZM160 254V255H161ZM187 253L185 252V255H186ZM203 254V253H202ZM219 254V253H218ZM239 254V253H238ZM246 254H248V253H246ZM0 255H1V253H0ZM3 255H4V253H3ZM2 255V256H3ZM74 255V254H73ZM78 255V254H77ZM98 255V254H97ZM112 255V254H111ZM155 255V254H154ZM153 255V256H154ZM159 255V256H160ZM182 255H183V252H182ZM211 255H213V254H211ZM217 255V254H216ZM243 254H241V256H242ZM250 255V254H249ZM81 256V255H80ZM119 256V255H118ZM124 256H126V255H124ZM128 256V255H127ZM147 256V255H146ZM153 256H151L152 258H153ZM157 256V255H156ZM158 256V257H159ZM167 257H168V255H166ZM165 256V257H166ZM175 256H176V254H175ZM180 256V255H179ZM194 256V255H193ZM198 256H200L199 254H198ZM197 256V257H198ZM214 256H215V254H214ZM230 256V255H229ZM241 256H240V259H241ZM262 256V255H261ZM5 257V256H4ZM111 257V256H110ZM114 257V256H113ZM112 257V258H113ZM121 257V256H120ZM131 257V256H130ZM129 257V258H130ZM134 257V256H133ZM140 257V256H139ZM142 257V256H141ZM140 257V258H141ZM148 257V256H147ZM170 257V256H169ZM168 257V258H169ZM188 257V256H187ZM196 257V256H195ZM196 257V258H197ZM220 257V256H219ZM218 257V258H219ZM233 257V256H232ZM239 257V256H238ZM109 258V257H108ZM117 258V257H116ZM123 259H125L124 257H122ZM121 258V259H122ZM137 258V257H136ZM146 258V257H145ZM149 258V257H148ZM147 258V259H148ZM154 258H156V257H154ZM160 258V257H159ZM183 258H184V256H183ZM199 258V257H198ZM212 258V257H211ZM252 258V257H251ZM2 258H0V261H2L1 260ZM4 259V258H3ZM73 259V258H72ZM77 259V258H76ZM81 259H82V257H81ZM118 259V258H117ZM120 259V258H119ZM118 259V260H119ZM121 260L120 262H117V263H115V264H126V262L124 261V260ZM135 259V258H134ZM157 259V258H156ZM156 259H151L152 260V263L151 264H157L156 263ZM175 259V258H174ZM180 259H181V257H180ZM195 259V258H194ZM239 258L237 259V261L238 260H240ZM5 260V259H4ZM115 260V259H114ZM131 260V259H130ZM129 260V261H130ZM149 260V259H148ZM162 260V259H161ZM177 260H178V257H177ZM189 259H187V261H188ZM214 260V259H213ZM225 260V259H224ZM88 261H90V260H78L77 261V263L76 264H97L96 262H95V260L93 261V259H92V261H90V263H87ZM116 261V260H115ZM135 261H136V259H135ZM147 261V260H146ZM145 261V262H146ZM170 261H171V257H170ZM186 260H185V262H187ZM199 261V260H198ZM254 261V260H253ZM6 262V261H5ZM98 262H99V259H98ZM108 262V261H107ZM106 262V263H107ZM111 262V261H110ZM132 262V261H131ZM145 262H144V264H145ZM167 262V261H166ZM175 262H177L176 260H175ZM212 262V261H211ZM256 262V261H255ZM109 263V262H108ZM130 263V262H129ZM168 263H170V262H168ZM172 263V262H171ZM170 263V264H171ZM179 263V262H178ZM191 263V262H190ZM189 263V264H190ZM213 263V262H212ZM215 263V262H214ZM213 263V264H214ZM237 264H238V262H236ZM99 264V263H98ZM138 264V263H137ZM160 264V263H159ZM180 264H182V263H180ZM188 264V263H187ZM198 264H200V262H198ZM207 264V263H206ZM211 264V263H210ZM216 264H217V262H216Z\"/></svg>", "mask_w": 264, "mask_h": 264}]
</instances>
